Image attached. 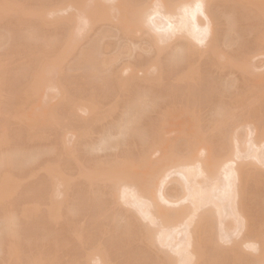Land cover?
<instances>
[{
    "label": "rangeland",
    "instance_id": "374dc122",
    "mask_svg": "<svg viewBox=\"0 0 264 264\" xmlns=\"http://www.w3.org/2000/svg\"><path fill=\"white\" fill-rule=\"evenodd\" d=\"M113 1L114 0H108V1L105 0V2H103L104 6L105 7L111 6L112 5L111 2ZM138 1L140 2L143 0H138ZM212 1L218 4L217 9H219L218 11L221 14V15L219 14L220 17L219 26L217 28V33L219 34H217V36H218V40H222L223 33H225V28L228 22L225 21L226 19L223 13H225V11L227 12L228 9L230 10L231 0H212ZM6 4H9L11 8L12 7L13 8L9 9L7 12L3 11L4 10L3 8L7 6ZM93 4H94L93 2L87 4V11H90ZM58 5L60 8L57 9L56 6L58 7ZM81 5L84 6V4L82 3ZM16 6H18L19 9L21 7L22 8L24 7L25 9H37L39 7L45 6L46 9H48V11L50 10L51 11L50 12L46 11L48 13H46L45 20L42 23H38V21L34 19V17H29V20L25 18L27 21L25 20L23 21L22 20L23 16L19 15L17 10L18 8ZM68 6L69 5H67L66 0H0V78L3 83V85L0 84L1 87L0 127H2L3 125L5 127V128L2 127L0 129V139L2 142L0 144V156H2V154L7 152L9 153V155L11 154L12 159H14L13 155L15 154L16 156V150L19 152L23 148L25 149V151L23 150L24 152L23 158L24 155H26L25 154L26 150H27L26 152L27 154L30 151L31 152L30 156L34 157L33 159L34 161L31 159L27 160V164L30 165H27V167H25L26 166V163H24L26 161L25 159L23 160L24 162H22L25 164V166L21 167L22 164L20 165L18 164L19 168L18 166L17 168L14 166L17 165V163L16 164L14 163L18 160H12L11 158H10L11 160L9 159L10 160L9 162L14 161L13 166L15 169L13 168L14 169L13 171L15 173L16 182L9 185L5 193L0 197V226H3V230H4V232H2L0 235L2 241V242L0 241V264H158V263L161 264L159 257L162 258L163 260V256L165 257L166 255L169 254H171V256H175V254L172 252L174 250H171L170 245H169L170 247L168 245L167 247L166 245L163 244L160 245L161 243H157V242L153 244L154 247L152 246L148 247L149 245H146L145 239L142 235H144L143 233H145L147 227L150 228L149 229L150 231L151 229L156 230L155 225L152 224L148 219L145 218L143 219V217L141 219L139 216L137 218L139 221L136 219V222H133V220H135L134 218H136L135 214L137 215L136 212L137 205L136 203L133 204L131 201V200L135 201L134 198L131 197L126 198V201L127 199L129 201L128 203L121 198H116V199L111 198L110 194L107 193L108 191H110L109 190L110 186L107 185V180L106 179L104 180V177L102 178L104 181H98L99 179L96 180V178L99 177L98 174L100 173L98 171L102 169L99 168L100 167L99 165L101 163H105V166L103 165V168H106L107 167L106 164H107L112 169L113 167L111 166L112 165L111 159H113L114 156H119L125 162L129 161L130 159H133L134 157L142 158L141 156L144 152L143 149L145 148V146L142 145L141 143H143L144 138L147 139L146 135H148V132H150L152 126L154 125L161 126L160 137L161 136L162 137L161 139L158 140L157 146L156 145L154 146L156 151L153 148L154 152H152L153 149L150 151V154L151 152L152 154L151 156H147L148 157L147 160L150 159V161L155 162L157 161V159L161 157L163 151L161 154L160 152L161 149H159V145L161 146L162 140L163 142H165L164 140H166L168 141L167 143L170 142L174 144L175 145L174 150L176 148H178V150L180 149L184 150L183 141L184 142L186 140L191 141L193 137L200 135L197 134L199 133V131H201V133L203 131L206 133V135L211 136V137L207 136L210 140L209 145L213 146L212 147L213 149L218 150L219 149L217 148L219 145L217 141L218 133L215 132V130L211 126L212 125L211 121L214 119L212 113H214L215 111V108L217 106L216 104L219 105V101H220L221 105H226L225 106L226 110H229L231 112L232 110H234L232 113L236 112L233 115L235 114L237 115L238 113L239 115L237 116L235 115V116L236 119L240 118V121L237 119L239 125L240 122L242 125L245 126L248 125L249 126L247 127L248 130L253 128L256 130L255 126H257V128L259 127L258 129L264 126V122H261L264 121V104L262 105L263 108L260 114L254 113V111H252L254 108L250 110L255 100L253 99L254 96L252 97L253 93H251V91H248L250 87H248L244 83L245 81L243 79L245 77L244 76L245 71L242 68L241 70L244 71L242 72L239 69L240 67L239 68L221 67L220 69L214 66L213 64L209 63L208 57L204 54H203L204 56L201 54V52L205 51L208 48L207 41L197 43L195 48L196 52H193L192 50H186L184 52L181 51L182 53L179 52L178 53L179 57L175 56V58L176 59L178 58V60L181 61L180 59L181 56L182 62H180L179 64L178 62H176L178 60L176 61L174 60L178 64L175 65V62H173L172 64L170 61H166L172 57L169 54H172L173 52L170 51H173L175 49L176 47L175 45L182 43L184 40L189 41L188 39L181 36V34H176L173 36V38L172 37L171 39L169 38L170 39V40L168 39L169 41L167 40L164 43L157 42V44L152 42L151 44V38L153 33L152 34L149 33L147 36V33L145 34L142 33L143 30L135 31L136 28L134 27L131 28L129 27L130 29L133 28L132 29V31L134 30L133 32L130 29H127V31L128 30L130 31V32L128 31L129 33H127L126 31L124 32V29L122 28L120 29L121 26L119 27L118 24H116L117 22L116 17H113L114 16L113 14L116 13L117 11V9L115 8L107 10L112 12V14L110 12V15H113L112 16L113 18L110 19L111 16L109 15L108 12L107 16L110 17L109 20L107 21L90 22L83 27L84 28L83 30L81 29L82 31L80 33H78L76 28H72V30H70V36L71 38H73L72 41L73 48L70 51H64L63 38H65L64 36L68 34L70 27L69 25L65 26L66 25L65 23L64 25L63 23L58 22L55 18L61 16L62 17L68 16L70 14L74 16L76 14L75 10H77V7L75 8L73 6H69V7ZM54 7L56 8L57 13L52 12L55 10ZM248 9L252 11L251 5L250 4L248 5V3H246V1L243 0L242 6H240L239 10L247 11ZM234 12L237 16L241 14L237 9H234ZM77 14H78V10H77ZM252 15H254L253 12ZM242 16L239 15L238 16V18L240 17L239 19L235 17L237 19L235 24V29H237L236 31L237 38L234 36L235 40L232 39V41L234 40L233 43L230 41V43L228 42L227 44L228 47L226 45V46H221V48L225 52L231 55L232 54L243 55V59L246 58L245 60L247 62L249 61L248 63L252 64L254 70L253 73H255L253 75H255L256 78H254V83L253 82L251 83L255 84V80L259 79L260 81L261 75H264V54H263L264 51L263 52L260 51L261 49L264 50L263 49L264 44L262 43L261 44L262 47L260 48V44H259L260 42H256L257 40L255 41L254 39L255 35L253 34V30L254 27L257 28V25L259 23L258 19L251 17V14L250 16L249 15L248 16L245 15L243 17ZM223 22L226 23L225 27L223 25L224 24ZM248 28H250V30L253 29L252 32H250ZM254 33H256V31H254ZM149 35H151V38ZM221 37L222 39H220ZM149 39L150 42L148 41ZM256 46L258 49L259 48L260 49L258 50ZM92 48L94 50H92ZM252 48H256L255 50L256 51L258 50V53H254V55L248 56V58L245 57L244 55L249 53L252 50ZM158 50H161L159 51L160 54L158 53ZM180 53L183 55H181ZM88 55L94 56L93 60H90L91 58L88 59ZM157 57L158 59H161L160 61L162 62L160 61L158 62ZM102 58H105L107 61L109 60L107 66L101 64V62L105 60L104 59L102 61L101 60ZM155 58L157 59L156 60L157 63L158 64L160 63V65L158 66L159 69L156 67L150 68L149 63H151L152 60ZM110 59L113 60L111 61ZM33 61L36 62L38 61V63L42 64L41 66L42 68L44 66H47L43 64L46 61H48L49 62L48 64H50L49 66L50 80L49 83L47 82V84H49L50 86L46 85V87L47 86L49 87L47 89H45L46 87H44V89L40 91L39 94L42 95L39 96L37 94L36 97H34L33 99V102L35 101L34 103L37 104L39 103L40 107L37 104H36L37 107L36 105H34L36 108L34 106L31 107V108H35L34 110L35 113H38V115H43L45 118L41 120L40 118H38L37 114H36L37 115L36 118L40 119L39 121L43 122V120L47 119L49 121L50 119H52L51 115L53 114H54L53 115L54 118L56 117V115L62 116V119L58 117L61 119L62 123H59L60 119H58L59 122H56L57 118L55 119L56 121L50 120L48 123H46L45 121L44 123H40L37 119L36 122L38 121L37 123L38 125L36 126L35 125L36 122L34 121L36 130L38 126L40 125L45 126L46 124L45 127L44 126L42 127V129L43 128L44 129L43 132L41 133L38 132L39 130L42 131L41 128H38L39 130L36 131L38 133H34L33 131L35 127H33V130L30 133L27 131H23L21 124L18 123L16 120H11L8 123L3 122L6 116L8 115L7 113L9 110V106L11 105L10 102L12 98L11 96H14L20 90L21 88L20 85H22V82L24 83V81L26 80V79L24 80L25 78L24 75L28 76V71H30L29 67ZM154 62L155 61L153 60V63ZM168 62L170 63L168 64ZM38 63L37 66L40 65V64L38 65ZM160 66L164 67L163 72H162V67ZM45 68L46 67H44V70H42L44 71L41 72L42 74L47 72L46 70L47 68L46 69ZM184 68L189 70H195V69L198 70V75L195 81L180 80L178 78V74L182 72L181 70H183ZM37 69L39 68L37 67ZM159 70H161V73L164 74L157 75L158 74L157 71ZM146 72H148V74ZM241 73L243 74V76L241 75ZM116 74L118 76L120 75L122 79L124 78L127 79L124 82H122L123 87L121 86V84H117V82H115L117 76ZM147 75H149V77L151 75L150 77L151 79H148ZM231 80L232 82L235 81L233 82L234 86H232L233 83L231 82ZM103 83L105 85L107 83V86H105ZM229 83H231V86L229 85ZM251 83H247V84L252 85ZM58 84H61L59 85L60 87L58 86ZM103 85L105 87H103ZM186 85H189L190 87L189 92L183 90L184 89L183 87ZM211 85L212 87L213 86L214 87L212 91H210L207 94V96L206 95L199 96L200 94L199 92H201L202 89H205ZM152 88H154V90L158 89V93L157 91H154ZM136 89L139 90V93L141 92V89L143 90L145 89L146 93L153 90L154 92L151 93L149 92L150 93L149 96L151 97L152 93L153 94L156 93L158 94L159 97L156 96L155 99L156 94H154V97L152 96L153 99L148 96L149 100L152 99L151 102L155 101L156 103V105L154 103H151V106L153 105L152 107L154 106L155 107L152 108L151 106H149L148 107L149 108L148 111L150 110L149 112L146 111L147 110L146 108V110L144 111L145 113L140 112V113H136L135 115L134 110H130L132 116L135 117L134 121H138L137 123H135L136 127L134 126L135 127L134 129L137 130L138 132L137 131L134 132L133 130H130L131 131L130 134L127 135L129 131L124 130L125 132H123L122 130L120 133H124L125 135L122 137L123 134L120 135L118 132L119 131L118 126L117 129L115 128L116 125H118L116 122L119 123V121H121L120 117H122L123 115L125 116V112L123 111H125L126 104L131 99L129 97L135 96L138 93L137 92L138 90L136 91ZM143 90L142 92H145ZM169 90H171V94ZM11 92L13 93V95H11L12 94ZM132 93H134V95ZM92 94H94L95 96H93ZM237 94H239L240 97L239 99L240 101L238 103L234 102V97H236ZM70 95L72 96V100H74L75 102L82 103L85 100L92 99L95 102H97L98 106H100L99 109L101 108V110L99 111H101L103 115L101 114L102 117L100 116V118L97 121H94V123L100 122L97 124V126H94L92 128L94 130H91L90 128L91 122L86 123V121L83 120L84 123H82L81 121L82 119L80 120L81 117L84 118L85 116L88 115V111L86 109L82 108L81 110H79L80 108H76V110L72 111L73 113L72 112L69 113L66 107V103H64L63 101L64 100L66 101L67 96L70 97ZM127 98H129L128 99L129 101H127ZM175 99L181 104L176 113H174V111L168 110L169 107L167 108V104L168 103L171 104V102ZM250 101H252L251 105H250ZM48 105H50L49 107H51V105L52 106L55 105L54 108L55 113L51 107L50 110H52V114L44 115L45 110L47 112V109H49ZM168 106L170 105L168 104ZM65 109H67V111ZM172 113H174V115ZM33 114L34 113H32V117ZM194 114L199 115V120H200L199 130H198V123L193 118ZM77 119H79L80 121ZM50 122L51 123L54 122V124H51ZM238 122L237 124L236 123L235 124L238 125ZM58 123L59 126L62 125L61 126L62 128L59 126H55L58 125ZM110 123L111 125L112 124L113 125L111 126ZM210 123L211 125L209 126ZM235 124L234 126H236ZM80 125L82 127H80ZM145 125L146 128L144 127ZM84 126L86 128L90 126L89 127L90 133L88 132L89 134L88 133L87 135L85 134L86 136L81 134L80 137L78 135L79 133H81L79 132V130H82ZM106 126L108 127V129H104L106 128ZM241 126L239 127L240 129L238 131L241 130ZM138 127L140 130H138ZM244 127L242 126V131ZM101 129L106 131L107 130L112 131V132L103 131L105 134L108 133V135L106 134L108 136V137L106 136V139L109 138L107 141L111 140L109 137L111 135L113 139L110 141L109 144H107L106 146L107 148L104 147L107 141L103 138V136L101 137V135L103 134L100 131ZM148 129L150 130L147 131ZM58 130L59 132L57 134ZM143 130H146L145 133L147 132V134H143L144 132L143 133L140 132ZM183 130H185V132L187 131L186 133L189 136L183 138L182 140L181 136ZM248 130L244 129L242 134L244 135V133L246 132L245 136L246 135L248 136L247 133L250 132ZM60 132L61 133L63 132L62 136L65 138L64 140L65 142H62L63 140H61V137H58L60 136L59 135ZM136 133L137 135H135ZM99 134H101L100 137L106 141V142L104 141L105 143L103 142V140H101V138L99 139ZM214 134H217L216 138L215 136H212ZM254 134H252L251 136H254ZM134 135L135 136L142 135L143 138L142 136H140L141 138L137 137L139 138V140L137 141V138H135ZM247 136L245 137L246 139L249 138V136L248 137ZM58 138H60L59 140L60 144L64 143L63 144L64 147H61L63 145H59ZM78 138H80V141L76 140ZM88 139L89 141L87 142ZM75 140L80 145H78L75 142ZM97 140H101V142H103L104 144H101L100 142V145L98 144L94 148L93 146L99 143V141ZM83 141H86L87 146ZM91 141L94 143L96 142L95 145H93ZM74 142L79 146L78 148L76 147V144L74 146V148L76 147L75 150H77L78 152L77 154H75L76 152L74 151L75 153L71 155L72 154L71 152L74 150L72 149V151L69 152L70 153L69 155L67 151L69 150V148H71L70 146L72 143L74 144ZM90 142L92 143L90 144V146L92 147L88 145ZM201 142L202 144L204 143V141L202 140L198 144L200 145ZM198 144H196L197 149H198ZM202 144L200 146H203ZM111 145L116 147H112ZM178 145H181V148ZM243 145L244 148H242L243 149L242 151L245 155L240 156L242 158L247 154L245 150L246 146L247 147L249 146V145L245 146V143H243ZM98 146H101V148H97ZM211 146L209 147L211 150H213ZM259 146L261 147L260 144ZM263 146H264V141H263ZM14 147H16V149H14ZM260 147L259 149L257 148L258 155L261 154L259 153V150L260 149L263 150V148ZM12 149L14 153L11 151ZM255 149L256 148L252 147L251 150L252 154H254L253 152L255 151ZM33 151H35L36 155ZM260 152L264 153V150ZM21 153L22 151L20 152V154H17V156L19 155L22 156ZM239 155L242 154L240 153ZM242 158H238L240 160L235 159L234 165L235 166L236 164L239 165V163H241V161L243 160ZM249 158L251 159V157H248V159ZM107 159L109 160L105 162ZM247 160L245 161L243 160V161L246 162ZM28 161H32V162L29 163ZM254 162L256 161L254 160ZM263 162L259 163L258 160L256 164L251 163V165H248L249 169L251 170L250 174H252V171H254L255 173H253V175H258L257 177L260 179V182L262 184L260 185V183H258L259 180L258 178L256 179L254 176L253 177L251 176L250 178H248L249 181L247 180L248 182L245 186L247 187L248 185L247 189L244 188L246 192L243 191L244 193H240L238 191L240 194L236 196L237 198L239 197L237 201L240 204L242 202L243 208L246 211L250 210V212L248 211V213L245 212L244 215H246V213L247 215L250 213L248 215V217L250 216V218L247 217L248 224L250 225L249 222L253 224L252 226L250 225L251 227H246L248 225L246 224L245 226L242 227V228L245 227V229H241L242 225L239 224L238 228L235 229L236 232L234 231L232 236L230 234L228 237L230 238L231 241H228L225 237H223V235H225V231L222 230L221 228L222 231L220 230L221 233H219V237L221 236L222 239H219L217 237L218 235L213 236L215 245L219 246L220 248L221 247L223 248V249H219L220 251L221 250L224 251L226 249H228L229 251L231 249V246L233 247L234 245L233 243L234 242L236 243L237 240H239L240 243H244L246 239H253L254 237L253 230L256 231L257 229L260 232L257 236L259 238L258 239L256 238L255 240L257 241V243L254 242V240L252 242H254V246L260 248V251H257L258 248L256 247H254L255 248L254 249L252 247L247 246V243L240 245V247L242 246L241 251L243 254L248 252L246 255L244 254V256L246 257L250 256L249 257L250 259L251 257H253V255L256 254L258 255L261 252V249L264 248V206H263L264 198L262 199V197H264L263 196L264 195V180H263L264 163ZM54 163H59V167H61L62 169L64 168L66 169V167L69 168L66 169V172L64 170V172L67 173L68 175V176L65 175L67 176V180H68V182H66L67 180L66 181L64 180L66 182L65 185L59 184L58 183L59 181L56 182L57 177L52 178V175H49L50 173L48 174L47 172V170L49 169L48 165H50V171H51L56 168L55 167L56 165ZM63 164H65L66 166H63ZM95 164L96 166L98 164V167L95 168L94 167ZM5 167L7 166L5 165L3 169L2 166L1 168L2 170L0 174L4 173ZM7 168L9 171V167ZM94 172L96 173V175L94 174ZM107 172H108L107 175L113 174V172L112 174H109L110 173L109 171ZM92 175H95L94 176L95 179H92ZM102 175H106V174L102 173ZM172 175L177 179L181 178L178 177L180 176L179 174L177 176V173H173ZM53 177L55 176L53 175ZM99 178L100 180H102L101 177ZM218 180L219 182L217 183L219 184L223 183V181H221L222 180L221 178H219ZM47 181L50 183L54 182L55 184L58 183L56 185L57 186L61 185V186H58V189L56 190L53 189L52 191L54 192L51 193L50 190L52 189V187L51 184H49ZM176 182L168 181V183L165 186L167 192L169 191L168 193L171 192L174 193V191H170V190L176 187L177 185V184L175 185ZM179 183L181 182L179 181ZM45 185L49 188L48 189L49 191H47V187ZM56 185L55 187H57ZM179 187H176V190L179 189L177 190L178 192H180L181 189H184V186L182 188ZM60 190L62 192L66 191V193H64L63 195V193H61ZM57 193H61V194H57ZM217 193L218 192H216L217 196L218 195L221 196L219 193L218 194ZM107 194L109 195L108 197ZM241 194L242 195L245 194L247 197L241 198L242 197L240 196ZM88 196L90 197L93 196V199L95 200H91L92 198L88 199L89 198ZM94 196L97 197L94 198ZM213 199L215 200V198ZM220 199H218V201H220ZM261 199L263 201H261ZM222 201L224 200L222 199ZM130 202L132 203V206ZM225 203L228 205L227 201L222 204ZM220 204L221 203L219 202L218 205ZM226 204L224 206H221L222 210L224 211L222 212V214L228 210L227 208L226 210H224L223 208L227 206ZM227 207L229 208V206ZM212 210L215 211V209ZM210 212L214 215L217 213V211H215L216 213H214L211 210ZM205 213H202L201 215L204 216ZM219 213L221 214L220 211ZM214 215H212V219ZM215 216H217V218ZM215 216L213 220L215 221L217 219L219 223V218H218L219 214L217 213ZM126 217L131 219L128 220ZM137 222L140 223V226L139 223ZM126 223H128L131 230L129 231L126 230L128 226V225L126 226ZM211 224L213 225V221ZM259 224H261V228H258ZM119 226L120 227L126 226V227L122 228L121 230V228L119 229L117 228ZM214 228H215V223L212 229L214 230ZM246 228L247 229L254 228L251 230V235L253 233L252 238H250L251 235H249L250 237H248V232H250V230L246 232L247 231ZM138 229L140 230V232L136 231ZM179 229L177 228L176 230L181 232L183 227H180ZM216 230L217 229L215 228L214 233L211 230L210 231L211 235L217 234L216 232H218V230L217 231ZM258 230L256 232H258ZM141 231L143 232L141 233ZM229 231L232 232V230ZM78 236H80L79 237L80 239L82 237V240H80ZM177 237L176 239L178 240L182 236L180 237V233H179ZM215 238L218 239L216 240ZM232 240L235 241L232 242ZM240 240H243V242ZM247 241L248 240H246V242ZM245 244L247 247L245 246ZM216 246L215 249L214 247L213 249L212 247L210 248L208 247V248L211 251H215ZM208 248H207V252H208L207 257L211 259V257L208 255L212 253V255L214 256L215 252H211L210 250H208ZM242 249L246 252H243ZM219 250L218 252L216 250V252L221 255V253H219L220 252ZM100 251L102 253L98 255L97 253ZM262 251L264 252V249ZM228 253L229 255L227 254V252H226L227 255L222 253L223 255L221 256H223L224 259L219 255V258L221 257L220 260H218L216 254V257L214 258L217 259H215L214 261H218V262L220 261L221 263H225V264H232L231 261L233 258L231 252ZM248 254H253V255H248ZM10 256H12V258H10ZM157 256L158 258H156ZM263 257L264 255L261 256V259ZM254 258L256 257H253L254 260L253 264L261 263L260 261L262 260L260 259V257L256 258L257 259L256 261ZM221 259L225 262L221 261ZM227 261H230V263ZM196 262L198 263L197 258L193 257L191 259V263L197 264ZM199 262L203 264L202 262H204V260L201 261L199 259ZM205 262L204 264H207V259H205ZM209 262L212 263L213 261L209 260L208 264ZM242 262L243 261H240V264H242ZM213 263L215 264L216 262ZM262 263L264 264V261Z\"/></svg>",
    "mask_w": 264,
    "mask_h": 264
},
{
    "label": "bare ground",
    "instance_id": "6f19581e",
    "mask_svg": "<svg viewBox=\"0 0 264 264\" xmlns=\"http://www.w3.org/2000/svg\"><path fill=\"white\" fill-rule=\"evenodd\" d=\"M106 1H108V0H106ZM136 1H138V0H135V1H132V0H114L113 2H111L112 5L110 4L111 6L105 7L104 3H103V2H105V0H66L67 5L73 6L75 8L77 7L78 14H77V10H75L76 14L74 16L72 14H70L68 16H64V17L61 16V17L55 18L58 22H61L63 24L65 23L66 24V25L64 24L65 26L69 25V27H70L68 34H66V36H64L65 38H63L64 39L63 40L64 51H70L73 48V46H72L73 38H71V36H70V30H72V28H76L78 33H80L84 29L83 27L86 24H88L90 22H95V21H107V20H109L110 16H111L110 19L113 17H116V19H117L116 24H118L119 27L121 26L120 29L121 28L124 29V32L126 31L127 33H129L130 31L128 30L129 31L128 32L127 29L134 27V28H136L135 31H142L143 30L142 33H144V34L147 33V36L149 33H151V34L153 33L152 38H151V35H149L151 38V44H152V42H154L155 44H157V42L158 43H160V42L164 43L169 38L170 39H171V37L173 38V36L176 34H181V36L188 39L189 41L184 40L182 43L175 45L176 47L174 46L175 49L173 51H170L173 53L169 54V55L172 56L173 58L171 57V58H169V60H166V59L165 60L170 61L172 64H173V62L178 60V58L176 59L175 56H178L179 52H181V51L184 52L186 50H192L193 52H196L195 51L196 44L200 43V42L207 41L208 48L205 51L201 52V54L206 55L208 57L209 63L213 64L217 68L221 69V67L222 68H225V67L239 68L240 67L239 68L240 70L243 68V70L245 71V73H244L245 77H244V79L243 78L242 79L245 81L244 83L248 87H250L248 91H251V93H253L252 97L253 96L255 97V98L253 97V99L255 100L254 103L257 104L256 105L253 103V105L250 108V105L252 102V101H250L249 108H250V110L252 108H254L252 111H254V113H256V114L257 113L260 114L262 112V108H263L262 105L264 104L263 103V100H264V75H261L260 81H259V79H256L255 84H252L251 82L254 83V78H256V76L253 75L255 73H253L254 70H253L252 64L248 63L249 61L247 62L245 60L246 59L245 57L248 58V56H252V55H254V53H258V50L262 47L261 44L262 43L264 44V0H245L246 3H248V5L249 4L251 5L252 11L250 9H248L247 11L246 10H239L240 6H242L243 0H231L230 10L229 9L227 10L228 13L226 11H225V13H223L225 16V19H226L225 21L226 22L228 21V22H227V26L225 28V33H223V39H222V37L220 38L222 40H218V36H217V34H219V33H217V28L219 26V18H220L219 14H220V12L218 11L219 9H217L218 4L212 0H143L140 2L139 1L136 2ZM92 2L94 4L90 9L91 12L87 11V4L92 3ZM211 2H213V3H211ZM81 3L84 4V6L81 5ZM75 4H78V5H75ZM6 5L7 6L5 8H3L4 9L3 11L7 12L9 9L13 8V7L11 8V6L9 4H6ZM9 6H10V8H9ZM16 7L18 8V6H16ZM56 8L57 9L60 8L59 5H58V7L56 6ZM56 8L52 12L57 13ZM113 8L117 9V11L115 10L116 13L113 14L114 16L110 15L111 11H107V10L113 9ZM234 9H237L241 13V14H239L240 16H242V15L243 16H245V15L250 16V14H251V17L257 18L258 22H259L258 25L256 24L257 28L254 27V30L252 28L251 29L253 30V34L255 35L254 36L255 41L257 40L256 42H260L259 43L260 48L258 49L256 46V48L258 49L257 51L255 50L256 48H252V50L249 53L244 55L245 59H243V55H235V54L231 55V54H228L227 52H225L221 48V46H226L228 44V42L230 43V41L233 43V41L235 40L234 36L236 37V35H237V32H236L237 29H235V24L237 21L236 18H238L239 15L237 16L235 14L236 11L234 12ZM17 10H18L19 15L23 16L22 17L23 19L21 18L23 21L29 20V17H34V19H36L38 21V23L44 22L46 13L51 11V10L48 11V9H46L45 6L39 7L37 9H25L24 7L23 8L21 7L20 9L18 8ZM46 11H48V12H46ZM108 12H109L110 16H107ZM249 12H251V13H249ZM252 12L254 15H252ZM105 13H107V14H105ZM111 14H112V12H111ZM102 19H104V20H102ZM223 23H224L223 25L225 27L226 23L225 22H223ZM69 27H67V28H69ZM255 28H256V30H255ZM132 29H130V30L132 31ZM248 29L250 32H252V30H250V28H248ZM254 31H256V33H254ZM249 34H251V33H249ZM232 39H234V40L232 41ZM148 41L150 42V39ZM227 47H228V45H227ZM92 50H94V49L92 48ZM161 50H158V53ZM260 51L263 52L264 50L261 49ZM262 52H261V54H262ZM88 54H89V51H88ZM263 54H264V52H263ZM181 55H183V54H181ZM93 58H94V56L88 55V59L93 60ZM104 59L105 58H102L101 60L103 61ZM157 59H158V57H157ZM157 59L156 58L153 59L155 61L154 63H153V60H152V62L150 61L151 62V63H149L150 68L151 67L158 68L160 63L158 64L157 61L159 62L161 59H158V60ZM180 59H181V61H179V60L176 61L179 64H180V62H182L181 56H180ZM101 60H100V62H101ZM110 60L112 61L113 59H110ZM106 61L107 60L105 59L103 62H101V64H103L104 66H107V63L109 60L107 62ZM35 62L36 61H33L29 67L30 71H28V76L24 75L25 76L24 80L25 79L26 80L24 81V83L22 82V85H20L21 88L18 91V93H16L14 96H11L12 97L11 100L9 99L11 102V105L9 106V110L7 113L8 115L6 116L5 120L3 121L4 123H8L11 120H16L18 123L21 124L23 131H27L29 133L33 130V127H35V125L36 126L38 125L37 123L40 119L42 120L45 118L43 115H38V113H35V111H34L35 108L37 107V105L40 107V104L34 103L35 101L33 102V99H34V97H36L37 94L39 96L42 95V94H39L40 91L42 89H44V87H46V85H49V84H47V82L49 83V80H50L49 79V66H50V64H48L49 62L46 61L45 63H43L44 65L48 66L47 67V66L43 65L44 67L47 68V69L46 68L45 69L47 70L48 74H47V72L42 74L41 72H44V71H42V70H44V67L42 68L41 67L42 64L38 63V61L36 63ZM160 62H162V61H160ZM170 62H168V64ZM176 62H175V65L178 64ZM37 63H38V65L39 64L40 65L37 66ZM109 64H110V62H109ZM37 67L39 69H37ZM160 67H162V72H163L164 67L163 66H160ZM243 70H241V71L244 72ZM159 71H157V73H158L157 75L164 74V73H161V70H159ZM181 71L182 72H180L178 74V78L180 80H186V81H189V80L195 81L196 80L197 75H198L197 69L189 70V69L184 68ZM146 73L148 74V72H146ZM118 74H119V72H118ZM241 75L243 76L242 73H241ZM147 76H148V79H151L150 78L151 75H150V77H149V75H147ZM125 80H127V79H125V78L122 79V77L120 75L119 76L117 75L115 82H117V84H121V86L123 87L122 82H124ZM256 81L258 84L256 83ZM231 82H232V80H231ZM233 82H235V81H233ZM247 83H251L252 85H248ZM0 84L3 85L1 78H0ZM113 84H115V83H113ZM59 85H61V84H58V86ZM104 85H103V87L107 86V83L105 86ZM229 85L231 86V83H229ZM49 86H47L45 89H47ZM58 86H56V87H58ZM116 86H118V85H116ZM232 86H234V83ZM213 87L211 85L205 89H202V91L199 92L200 93L199 96H204V95L207 96V94L210 91H212ZM18 88H17V90H18ZM183 88H184L183 90H186L187 92L190 91L189 85H186ZM0 89H1V87H0ZM145 89H147V88H145ZM145 89L144 90L141 89V92H142V90L145 91L142 93L141 92L139 93V90L136 89V91L138 90L137 91L138 93L136 92L137 94L135 96L129 97V98H131L130 101L128 100L129 98H127V101H129V102L126 104L125 111H123V112H125L126 117L124 115L122 117H120L121 121H119V123L116 122L118 125H116V127H115L117 129V126H118V128H119L118 132L120 135L123 134L122 137L125 136L124 133H120L122 130H123V132H125L124 130L129 131V133H127V135L130 134V132H131L130 130H133L134 132L137 131L134 128L136 127L135 123H137L138 121H134L135 117L132 116V114L130 113V110H134V113L136 115V113L144 112L146 110V108H147L146 111L149 112L150 110L148 111V109H149L148 107L151 106V103H154L156 105L155 101L151 102V100L153 99L152 96L154 97V94H156V93H154V94L152 93L151 97L149 95L151 92H154V91H157V93H158V89L154 90V88H152L154 91L152 89H151L152 91L147 90L150 92V93L148 92L149 94L146 93ZM169 91L171 94V90H169ZM15 92H16V90H15ZM134 93H132V94L134 95ZM11 95H13V93ZM92 95L95 96L94 94H92ZM148 96L152 99L149 100ZM156 96L159 97L158 94H156L155 99H156ZM68 97L69 96H67L66 101L64 100L63 102L66 103V107H67L69 113L76 110V108H80L79 110L84 108L88 111V115L85 116L84 118L81 117L80 120L82 119L81 120L82 123H84L83 120H85L86 123L91 122L90 123L91 127L88 126L86 128L84 126L82 130H79V132H81V133H79V132H78L79 134L77 133L80 137H81V134L87 135V133L90 131V128H91V130H94L92 128L94 126H97L98 123H100V122L94 123V121H97L100 118V116L102 117L103 113H101V111H99V110H101V108L99 109L100 106H98L97 102H95L92 99L89 100L88 99L89 97L86 98V99H88V100H85L86 102L83 101L82 103H78V102H75L74 100H72L71 95L69 98ZM99 98H101V97H99ZM93 99H95V98H93ZM239 99H240L239 94H237L236 97H234V102L238 103L240 101ZM35 100H36V98H35ZM168 104L170 106H168ZM168 104H167V108L169 107L168 110L174 111V113H176L178 111V109L181 105L180 102H178L176 99L173 100L171 102V104L170 103H168ZM34 105H36V107ZM216 105L217 106L215 108V111H214V113H212V115L214 116V119L212 120V117H211L212 125L210 123L209 126L211 125L212 128L215 130V132L218 133V139H217L218 144H219L217 147V148H219L218 150L213 149L212 148L213 146L209 145L210 140L207 137L209 135H206V133L203 131H202V133H201V131H199V133H197V134H200L199 136L193 135L196 137H193L191 141H187V140L185 142L183 141L184 150L180 149L181 145H178L180 147L179 148L180 150H178V148H176L174 150V146H175L174 144H172L170 142L167 143L168 141H166V140H164L165 142H163V140H162L161 146L159 145V149H161L160 150L161 154L163 151V154L161 155V157L159 159H157V161H155V162L150 161V159L147 160V158H148L147 156H151L152 152H154V149H155L154 146L155 145L157 146L158 140L161 139V137H162V136L160 137L161 126H159V125L157 126V125L153 124L154 126H152L151 130L150 129L147 130V131L150 130V132H148V135H146L147 139L146 138H144L146 140L143 139L144 144L141 143L142 145L145 146V148L143 149L144 152L141 156L142 158L134 157L133 159H130L129 161L125 162L119 156H114L113 159L110 158L112 161V163H111L112 164L111 166L113 167L112 169L107 164H106L107 167L103 168V165L105 166V163H101L99 165L100 166L99 168H102L103 170L100 169L98 171L100 173L99 174L97 173V174L99 177H101V179L104 177V180L105 179L107 180V185L110 186L109 187L110 191H108L107 193L110 194L111 198H114V199L121 198V199L125 200V202H127V203L129 201H128V199L126 201V198H128V197L134 198L135 201H133V200H131V201L133 204L136 203V205H137V207H136L137 208V210H136L137 215L135 214L136 218L133 217L135 219V220H133V222H136V219L139 216L141 219H142V217H143V219L144 218L148 219L152 224L155 225L156 230L151 229V231H154V232H151L149 230L150 228H148V227H147V229L145 228L146 229L145 233H143L144 235H142V236L145 239L146 245H149L148 247H150V246L154 247L153 244L157 242V243H161L160 245H162V244L166 245V246L170 245L171 250H174L172 252L175 254V256H171V254H169V255H166L165 257L163 256V260H162V258L159 257L161 264H192L191 259L193 257L197 258V260H198V263L196 262L197 264H201L199 262V259L201 261L204 260V262H205V259H207V264H208L209 260L216 262L215 264H225V263H221L220 261L218 262V261H214V260L217 258H218V260H220V258L223 257V256H221V255H223L222 253L226 254V252L228 255H229L228 252H231V255L233 258L231 261L232 264H240V261H243L242 264H253L254 263L253 257H256V258L260 257V259H261V256L264 255V252L262 251L264 248L261 249V252L258 255L257 254L256 255L248 254V255H253V257H251L250 259H249L250 256L249 257L244 256V254L246 255L248 252L243 254L241 251L242 246L240 247V245H242L244 243H247V246H249V247H252V248L256 247V246H254V242L257 243V241H255V240H256V238L257 239L259 238L257 236L260 233L257 228L256 229L258 230V232H256L257 230L256 231L253 230L254 231V237L252 236L253 233L251 235V230L254 228H252V229L246 228V230H247V231L245 230L246 232H248V230H250V232H248V237H250L249 235H251L250 238L253 237V239H246L248 241L246 242V240H245L244 243H240L239 240L236 239L237 242L233 243L234 245H233V247L231 246V249L229 248L230 249L229 251L226 248H224L226 250L220 251L219 249H223V248L222 247L220 248L219 246L215 245V241H214L213 236L218 235L217 237L219 239H222L221 236H220L221 238L219 237V233H221L222 230L225 231V235H223V237H225L228 241H231L230 238H228V237L230 234L232 236L233 232L235 231V229L238 228L239 224L242 225V226L240 225L241 229H245V227L244 228H242V227L245 226L246 224H248V218H250V216L248 217V215L250 213L248 215H247V213H248V211L250 212V210L246 211L243 208L242 202L240 204L237 201V199H239V197L237 198L236 196L239 195L240 193L246 192L244 188L247 189V187H248V185H247V187H245L247 182L249 181L248 178H250L251 176L252 177L254 176L256 179L258 178L257 177L258 175H253V173H255L254 171H252V174H250L251 170L249 169L248 165H251V163H253L254 160L256 162L259 160V163H262L264 161V153L260 152V151L264 150V146H263L264 126L261 127L260 129H258L259 127L257 128V126H255V124H254L256 130L254 128L253 129L249 128L250 130H248V128H247V127H249L248 125H246V126L242 125L241 122L239 125L238 120L240 121V118H237L238 120L236 119V116L239 115L238 113H237V115L235 114L236 116L233 115L236 112L232 113L234 110H232V112L229 110H226L225 109L226 105H221L220 101H219V105L218 104H216ZM32 106H34L35 108H31ZM49 106L50 105H48V107ZM51 107L55 113V110H54L55 105H53V106L51 105ZM51 107H49V109H47V112L45 110L44 115H46V114L51 115L52 114V110H50ZM154 107H152V108H154ZM67 109H65V110L67 111ZM32 113H34L33 117H32ZM174 113H172V114L174 115ZM36 114L38 115V118H40V119L36 118L37 117ZM53 115H51L52 119L54 118ZM193 116H194L193 117L194 120H196L198 123V130H199V128H200L199 115L194 114ZM58 117H60L62 119V116H60V115H58V116L56 115V117L53 120L50 118H48V119H50L51 121H54L57 118L56 119L57 121L56 120L55 121L59 122L58 119H60V118H58ZM37 119H38V121L36 122ZM61 119H60L59 123H62ZM77 120H79V119H77ZM165 120H166V118H165ZM34 121L36 122V124ZM44 121L46 123L49 122L47 119L43 120V122H41V121H39V122L44 123ZM114 121H116V120H114ZM236 121L238 122V125H236L237 124ZM256 122H258V121H256ZM261 122H264V121H261ZM59 123H58V125H55V126H59ZM86 123H85V125H86ZM51 124H54V122ZM150 124H152V123H150ZM234 124L236 126H234ZM110 125H111V123H110ZM241 125L243 127L244 126L246 127V128L244 127L245 130L247 129L248 131H250L247 133L249 136L248 139L245 138L247 136V135L245 136L246 132L244 133V135L242 134L244 129L242 131ZM43 126L44 125L38 126L37 130L35 127L33 132L34 133L43 132V129H44V128L42 129ZM45 126H46V124H45ZM47 126H48V124H47ZM61 126L62 125H60L59 127H61ZM107 126H106V128H104V127L103 128L108 129ZM240 126H241V130H240L241 132L238 131L240 129L239 128ZM2 127H4V125ZM2 127H0V129ZM80 127H82V126L80 125ZM144 127L146 128V125ZM38 128H41L42 131L39 130ZM78 128H79V126H78ZM138 130H140L139 127H138ZM36 131H38V132H36ZM100 131L103 134L102 133H101L102 135L99 134V139L103 136V138L107 141L109 139V138L106 139V136L108 135V133H106L107 134L106 135L103 131H105V132H107V131L112 132V131H109V130L106 131V130H102V129ZM133 131H132V133H133ZM145 131L146 130H143L140 132L141 133L144 132L143 134H147V132L145 133ZM58 132H59V130L57 131V134H58ZM186 132H185V130H183L182 136H181L182 140H183V138L189 136V135H187ZM60 133H59L60 136H58V137H61V140H63L62 142H65L64 141L65 138L62 136L63 132L61 134ZM252 134H254V136H251ZM100 135H101V137H100ZM135 135H137V133ZM142 135H140V136H142ZM111 136H109V137L111 140H113ZM140 136L139 135L135 136V138H137V137L141 138ZM212 136H215V138H216L217 134H214ZM209 137H211V136H209ZM62 138H64V139H62ZM139 138H137V141L139 140ZM142 138H143V136H142ZM104 139L101 138V140H103V142L105 141ZM59 140H60V138H58V141ZM76 140L80 141V138H78ZM76 140H75V142H76ZM101 140H97V141H99V143H97L96 145H95L96 142L94 143L91 141L93 143V145H95L93 147L95 148L98 144L100 145ZM202 140L204 141V143L202 144V142H201V144L203 146H200L201 144L199 145L198 143ZM88 141H89V139L87 140V142ZM110 141L106 142V144L104 146L105 148H107L106 146H107V144L110 143ZM75 142H74V144L72 143L73 146L71 144V146H70L71 148H69L68 151L66 150L69 153L72 151V149H74L71 152L72 153L71 155H73L75 152H76L75 154H77V152H78L77 150H75V148L76 147L78 148L79 147L78 145H80V144L76 142L78 144L77 145ZM83 142H85V145L87 146L86 141H83ZM91 142L88 144L89 146H90V144H92ZM103 142H101V144L105 143V142L104 143ZM1 143L2 142L0 139V144ZM58 143H59V145L64 144V143L60 144V141ZM138 143H140V142H138ZM243 143H245V146L249 145L248 146L249 148L246 146L247 149L245 148V150H246L247 154H246V156H244L242 158L240 156L245 155L242 151L243 150L242 148H244ZM75 144H76V147L74 148ZM179 144H180V141H179ZM196 144H198V149L196 147ZM259 144L261 145V147L259 146ZM101 146H98L97 148H101ZM111 146H109V147H111ZM209 146H211V148L213 150H211ZM61 147H64V145ZM90 147H92V146H90ZM112 147H116V146H112ZM141 147H143V146H141ZM252 147L256 148L255 151L253 152L254 154H252V151H251ZM259 147L263 148V150L262 149L259 150V153H261L259 155L260 156L262 155L261 156L262 158L257 153V150L259 149ZM14 149H16V147H14ZM19 149H21V148H19ZM66 149H68V148H66ZM140 149H142V148H140ZM23 150L25 151V149H23V148L19 152L16 150V156H15V154L13 155L14 159H12V157H11L12 155L11 154L9 155V153H7V152H6L7 154L4 153L6 155L2 154V156H0V172L2 170L1 169L2 166H3V169H4L5 165L7 167H9V171H8V168L5 167L4 173L0 174L1 175L0 176V178H1L0 179V197L5 193V191L7 190V187H9V185L16 182L15 181V179H16L15 173L13 171L15 169L14 166L17 168L18 164L19 165L22 164L21 165V167H22V166H25L24 163H26L25 167H27V165H30V164H27V160H29V159L33 160L34 159V157L30 156V154H31L30 151L28 153L29 154V156H28V154L26 153L27 150L25 152L26 155H24V158H23V154H24ZM92 150H95V149H92ZM151 150H152V152L150 154ZM11 151L14 153L13 149ZM21 151H22V153H21L22 156L21 155L17 156V154H20ZM90 151H91V149H90ZM90 151H89V153H90ZM155 151H156V149H155ZM33 152L35 153V151H33ZM33 152H32V154H33ZM255 152L257 155L255 154ZM240 153L242 155H239ZM35 155H36V153H35ZM35 155H33V156H35ZM69 155H70V153H69ZM4 156H6V157H4ZM248 157H251V159L250 158L248 159ZM10 158L12 160H18L14 163V164L17 163V165L13 164L14 161H11L12 163L9 162L11 160ZM238 158H242L244 161L247 159L248 160L246 162H244L242 160L241 163H239V165L236 164V166H235L234 165L235 159L237 160ZM244 158H247V159H244ZM25 159H26V161L24 162L23 160H25ZM108 160L109 159H107L105 162H107ZM238 160H240V159H238ZM22 162H24V163H22ZM28 162L30 163L32 161H28ZM100 162H102V161H100ZM256 162H254V163L256 164ZM108 163H110V162H108ZM54 164L56 165V166L54 165L56 168L51 170V171H50V165H48V167H49V169L47 170L48 174L50 173L49 175H52V178L57 177L56 182L59 181L58 182L59 184L65 185L66 182H68V180H67L68 175H67V173H65L66 169L68 167H66V169L65 168L62 169L61 167H59V163H54ZM69 164H70V162H69ZM63 166H66V165L63 164ZM94 167L95 168L98 167V164H97V166L95 164ZM18 168H19V166H18ZM54 170H55V172H54ZM64 170H65V172H64ZM107 171L110 172L109 174H112V172H113V174L107 175V173H108ZM51 173H53V174H51ZM102 173H105L106 175H102ZM173 173H177V176L179 174L180 176H178V177L179 178L181 177V178L177 179L176 177H174L172 175ZM94 174L96 175L95 172H94ZM258 174H260V173H258ZM53 175L55 177H53ZM65 175H67V176H65ZM95 175H92V179H95V177H94ZM89 176H90V174H89ZM89 176H88V178H89ZM99 177H97L96 180L99 179L98 181H104L103 179L100 180ZM172 177H174V178H172ZM219 178L222 179L221 181H223V183H220V184L217 183V182H219V180H218ZM181 179H182V181H181ZM64 180L65 181L67 180V181L65 182ZM168 181L169 182L170 181L171 182L177 181L175 183V185L177 184L176 187L180 186L179 188H182L184 186V189H181L180 192H178L177 190H179V189L176 190V187H174V188H172L173 190L172 189L170 190V191H174V193H172V192H171L172 194L168 193L169 191L167 192V189L165 188ZM179 181L181 183H179ZM51 182H53V181H51ZM108 182H109V184H108ZM48 183L51 184V187H52V189L50 190L51 193L54 192V191H52L53 189L56 190V189H58V186H61V185L57 186L56 184H58V183L55 184L54 182L53 183L48 182ZM258 183H260V185L262 184L260 182V179L258 180ZM180 184H182V185H180ZM55 185L57 187H55ZM208 187H210V188H208ZM256 187H259V186H256ZM48 189L49 188L47 187V191H49ZM165 189H166V191H165ZM181 191H183V192H181ZM216 192H218L221 196H219V195L217 196ZM61 193H63V195H64V193H66V191L65 192L61 191ZM61 193H57V194H61ZM98 195H100V194H98ZM243 195H245V194H243ZM243 195L242 194L240 195V196H242L241 198L247 197L246 195L245 196H243ZM108 196L109 195L107 194V197ZM88 197H89L88 199L92 198L91 200H95V199H93V196H91V197L88 196ZM96 197L94 196V198H96ZM213 198H215V200ZM263 198L264 197H262V199ZM218 199H220V201H218ZM222 199L224 201H222ZM262 199H261V201H263ZM226 201L228 202V205L226 203L225 204L227 206H229V208L227 206L223 207L224 210H226V208L228 210L222 214V212H224V211L222 210L221 206H224L225 204H222V203H224ZM219 202L221 203L220 205H218ZM132 203H131V206H132ZM262 203H260V204H262ZM212 209H215V211H217V213L219 214V217H218L219 223H218L217 219L215 221L213 220L215 217L217 218V216H215L217 213ZM210 210L216 214L215 215L212 214L210 212ZM219 211L221 212V214L219 213ZM245 212H247L246 213L247 216L244 215ZM202 213H205L204 216L201 215ZM212 215L215 216V217L213 216V219H212ZM126 218L128 220L131 219L128 217H126ZM211 219L213 221V225L211 224L212 223ZM249 221H250V219H249ZM137 223H139V222H137ZM214 223H215V228L218 230V232H216L217 234L211 235L210 231L212 230L213 233L215 231V228H214V230L212 229L214 227ZM216 223H217V225H216ZM249 223L252 226L253 223H251V222H249ZM220 224H221V226H220ZM127 225H128V223H126V226ZM133 225H134V223H133ZM248 225L246 227H251L250 225L249 226ZM126 226H123V227L119 226L117 228L118 229L121 228V230H122V228H125ZM139 226H140V223H139ZM128 227H129V225L127 226L126 230L127 231L131 230L130 227L129 228ZM180 227H183L181 232H179ZM177 228L179 229V231L176 230ZM218 228H220V229H218ZM221 228H222V230H221ZM258 228H261V224H259ZM229 230H232V232ZM136 231L140 232L139 229ZM136 231H134V232H136ZM2 232H4L3 226H0V235ZM142 232L143 231H141V233ZM179 233H180V237L181 236L182 237L177 240L176 237L179 235ZM176 234H177V236H176ZM80 236H78V238ZM168 238L171 242L168 240ZM80 240H82V237ZM154 240H155V242H154ZM250 240H251V242H250ZM253 240H254V242H252ZM0 241H1V238H0ZM233 241H235V240H232V242ZM240 241L243 242V240H240ZM213 245L216 246L217 252L219 250L220 251L219 253H221V255L218 254L216 252V250L211 251L209 249L210 247H212V249L214 247V249H215V246H213ZM245 246H246V244H245ZM217 247H218V249H217ZM207 248L211 252H215L214 256L212 255V253H210V255H208L211 257L212 260L209 257H207V254H208ZM256 248H258V247H256ZM101 251L98 252L97 254L100 255L102 253ZM257 251H260V248H258ZM243 252H246V251L243 250ZM216 254H217V258H214V257H216ZM260 254H263V255H260ZM219 255L221 256L220 258H219ZM10 258H12V256H10ZM156 258H158V256ZM228 258H229V256H228ZM256 258H254L255 261L257 260ZM223 259H224V257H223ZM260 259H258V260H260ZM261 260L262 261H260V262L262 263L264 261V257ZM221 261H223V260L221 259ZM204 262H202V263L204 264ZM213 262L212 263L209 262V264H214ZM223 262H225V261H223ZM227 262L230 263V261H227ZM258 263H259V261H258Z\"/></svg>",
    "mask_w": 264,
    "mask_h": 264
}]
</instances>
